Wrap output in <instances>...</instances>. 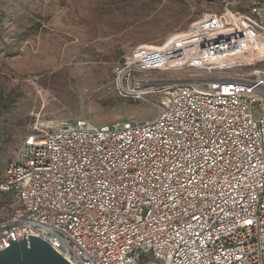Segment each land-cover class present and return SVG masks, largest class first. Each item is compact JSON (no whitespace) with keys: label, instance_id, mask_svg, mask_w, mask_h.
I'll return each mask as SVG.
<instances>
[{"label":"built area","instance_id":"2783aa9c","mask_svg":"<svg viewBox=\"0 0 264 264\" xmlns=\"http://www.w3.org/2000/svg\"><path fill=\"white\" fill-rule=\"evenodd\" d=\"M263 60L264 0L132 49L114 84L159 94L155 118L34 124L0 179V251L25 234L69 264H264Z\"/></svg>","mask_w":264,"mask_h":264},{"label":"rangeland","instance_id":"374dc122","mask_svg":"<svg viewBox=\"0 0 264 264\" xmlns=\"http://www.w3.org/2000/svg\"><path fill=\"white\" fill-rule=\"evenodd\" d=\"M250 0H0V179L34 124L85 120L93 126L155 118L148 102L116 90L132 49H157L202 14L245 12ZM264 69V60L258 65ZM157 81L182 79L171 72ZM15 205L0 192V217Z\"/></svg>","mask_w":264,"mask_h":264},{"label":"water","instance_id":"95a60500","mask_svg":"<svg viewBox=\"0 0 264 264\" xmlns=\"http://www.w3.org/2000/svg\"><path fill=\"white\" fill-rule=\"evenodd\" d=\"M0 251V264H69L47 243L37 237L28 236Z\"/></svg>","mask_w":264,"mask_h":264},{"label":"bare ground","instance_id":"6f19581e","mask_svg":"<svg viewBox=\"0 0 264 264\" xmlns=\"http://www.w3.org/2000/svg\"><path fill=\"white\" fill-rule=\"evenodd\" d=\"M175 36V35H174ZM169 39V38H168Z\"/></svg>","mask_w":264,"mask_h":264}]
</instances>
